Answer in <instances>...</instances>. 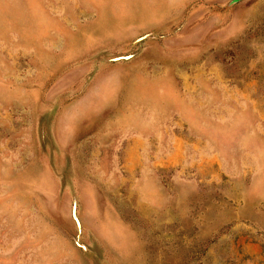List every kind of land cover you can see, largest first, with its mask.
Listing matches in <instances>:
<instances>
[{
    "label": "rangeland",
    "instance_id": "rangeland-1",
    "mask_svg": "<svg viewBox=\"0 0 264 264\" xmlns=\"http://www.w3.org/2000/svg\"><path fill=\"white\" fill-rule=\"evenodd\" d=\"M0 264H264V0H0Z\"/></svg>",
    "mask_w": 264,
    "mask_h": 264
}]
</instances>
